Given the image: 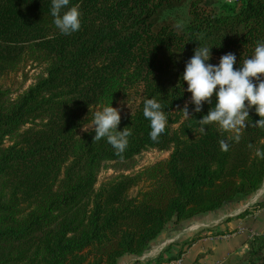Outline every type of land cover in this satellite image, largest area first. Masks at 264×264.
<instances>
[{
	"label": "trees",
	"instance_id": "obj_1",
	"mask_svg": "<svg viewBox=\"0 0 264 264\" xmlns=\"http://www.w3.org/2000/svg\"><path fill=\"white\" fill-rule=\"evenodd\" d=\"M70 4L79 7L81 26L65 35L53 24L51 0H0V78L40 71L14 97L0 84V264L131 262L166 230L243 202L264 180V126L253 124L254 106L249 126L202 125L215 97L200 112L189 102L185 117L189 92L180 79L197 47H212V64L234 53V68L251 56L264 42V0ZM182 7L183 24L165 16ZM129 97L136 103L118 130L127 126L131 135L117 154L81 124L102 103ZM150 98L167 117L161 133L152 134L143 116ZM150 149L169 154L127 172ZM106 164L114 174L99 181ZM233 256L235 264H264V236Z\"/></svg>",
	"mask_w": 264,
	"mask_h": 264
},
{
	"label": "clouds",
	"instance_id": "obj_2",
	"mask_svg": "<svg viewBox=\"0 0 264 264\" xmlns=\"http://www.w3.org/2000/svg\"><path fill=\"white\" fill-rule=\"evenodd\" d=\"M50 14L53 24L62 34L70 35L81 26V12L70 0H51ZM212 48V47H211ZM211 48L197 47L194 54L187 60L180 79L186 82V91L191 94L190 102L195 112H200L204 102L214 105L199 121L202 125L218 123L224 129H238L249 126V109L254 106L255 113L260 117L253 124L264 126V42H258L253 54L234 68L237 58L228 52L219 58L217 64L208 63ZM185 90V89H184ZM121 109L112 103H102L93 112L89 123L81 124L84 132L93 131V141L105 138L106 141L122 154L128 145L131 135L129 127L118 130L121 121ZM185 117L190 116L187 104L183 108ZM143 116L149 121L152 134L161 133L167 122L161 104L155 98L145 100ZM252 121V120H251ZM203 127L201 131H203ZM235 139L238 141L239 136ZM223 147H227L221 141ZM258 155L261 153L258 151Z\"/></svg>",
	"mask_w": 264,
	"mask_h": 264
},
{
	"label": "crops",
	"instance_id": "obj_3",
	"mask_svg": "<svg viewBox=\"0 0 264 264\" xmlns=\"http://www.w3.org/2000/svg\"><path fill=\"white\" fill-rule=\"evenodd\" d=\"M259 234L264 236V180L260 188L243 202L202 215L177 233L166 230L145 253L131 259V262L193 264L197 260L200 264H222L230 256L243 254L250 239ZM165 242L170 245H165L160 253L154 255L157 247ZM180 249V261L175 258L168 260Z\"/></svg>",
	"mask_w": 264,
	"mask_h": 264
},
{
	"label": "rangeland",
	"instance_id": "obj_4",
	"mask_svg": "<svg viewBox=\"0 0 264 264\" xmlns=\"http://www.w3.org/2000/svg\"><path fill=\"white\" fill-rule=\"evenodd\" d=\"M166 15H170L171 17H174L178 24H183L185 22V8L184 7L177 9L173 12H169L165 14V16ZM39 73H40L39 69H33L30 67H26L23 71H20L17 74H11L8 77L2 78V79L0 78V84L4 85L5 87H9L10 90L12 91V96L14 97L17 93L21 92L29 84H31L36 78V76H38ZM190 96L191 94L189 93L187 100L185 102L186 104L190 102ZM135 103H136V98L129 97L127 99L118 100L113 105V107L120 108L121 109L120 115L121 117H123L129 114L133 110ZM168 154H169L168 151H160V150H155V149H150L146 152H143L140 156L137 157L134 167L127 172H134L145 165H148L155 161L164 159L168 156ZM112 174H114L113 169H111L110 164H106L101 169L99 176H98V180L102 181ZM134 192L135 190H133V194ZM165 245L168 246L170 244L168 242L162 243L161 246L157 247V250L154 252V255H157L158 253H160V250L161 249L163 250ZM234 258H235L234 256H231L230 258L231 264L236 263L235 261L236 259ZM126 262L129 263V261H126ZM129 264H133V261L130 262ZM149 264H155V263L154 261H152Z\"/></svg>",
	"mask_w": 264,
	"mask_h": 264
},
{
	"label": "built area",
	"instance_id": "obj_5",
	"mask_svg": "<svg viewBox=\"0 0 264 264\" xmlns=\"http://www.w3.org/2000/svg\"><path fill=\"white\" fill-rule=\"evenodd\" d=\"M225 1H230V0H225ZM157 250V249H156ZM177 261H180V259H177Z\"/></svg>",
	"mask_w": 264,
	"mask_h": 264
}]
</instances>
